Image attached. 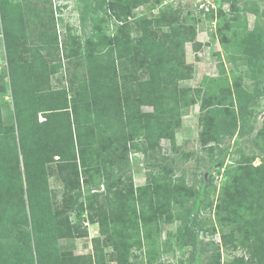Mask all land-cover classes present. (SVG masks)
Segmentation results:
<instances>
[{"label":"rangeland","instance_id":"rangeland-1","mask_svg":"<svg viewBox=\"0 0 264 264\" xmlns=\"http://www.w3.org/2000/svg\"><path fill=\"white\" fill-rule=\"evenodd\" d=\"M5 1L23 46L9 56L0 9V116L18 141L14 82L17 67L19 80L35 81L29 48L61 61L52 86L71 88L86 77L88 54L121 40L129 42L122 97L140 135L96 128L68 159L48 163L53 214L15 232L22 251L0 244V264H38L50 254L92 257L85 264H264V223L252 218L262 209L255 188L264 164L256 137L264 127V0ZM174 69L186 78L174 79ZM46 136L34 145L45 148ZM0 170L23 174L27 193L20 154ZM159 173L165 178L152 184ZM196 203L200 212L189 214Z\"/></svg>","mask_w":264,"mask_h":264},{"label":"trees","instance_id":"trees-1","mask_svg":"<svg viewBox=\"0 0 264 264\" xmlns=\"http://www.w3.org/2000/svg\"><path fill=\"white\" fill-rule=\"evenodd\" d=\"M0 9L4 23L5 44L9 56L14 58L23 46V43L17 38L20 36L16 33V18L5 0H0ZM118 16L120 17V15ZM128 46V41L121 40L115 46L102 47L88 54L86 57L87 75L78 79L77 84H72L71 88L55 89L52 86L51 76L63 68V63L61 61L51 63L48 55L35 46L28 49L32 52L28 66L32 70L35 81H31L30 84L28 80H19L17 75L22 70L17 67L14 91L15 106L19 110L18 121L21 126V136L18 141L15 126H4L0 116V163L1 161L5 162L10 156L21 155L27 193L25 194L24 191L23 174L15 175L7 170L8 173H5L4 177L0 170V244L5 249H14L16 252L22 251L23 248L18 245L15 232L21 227L29 226L31 224L30 218H33L32 222L37 228L39 225L37 224L38 217L46 219L53 214L54 210L52 205H49L47 197L49 187L48 163L53 162L56 157L68 159L70 152L75 151L76 144L79 146L86 144V135L88 140L94 139L93 136H95L96 131L93 129L96 128L99 134L102 131L113 136L120 134L128 140L139 137L140 134L130 130L132 121L130 101L122 97V84L124 85L127 80L125 71L126 58L129 56ZM173 71L172 77L174 79L186 78L178 70L174 69ZM161 76L160 72H154V81L158 83ZM71 92L74 95L70 96ZM35 101L38 106L34 105ZM42 112L47 114L45 115L46 120L39 122L38 115ZM93 121L96 122V126L92 123ZM42 131L47 133L48 143L45 148L34 145L36 140L40 138ZM256 137L263 140V144L259 145V152L264 154V127ZM242 153L245 154V152ZM253 154L252 160L258 156L256 152ZM261 167L262 172L258 180V187L256 186L255 190L258 192V207L262 209L254 212V217H252L258 223L259 220L264 223V164ZM164 178L160 173L155 174L151 178L152 184ZM16 183L18 186L11 190V186L16 185ZM26 195L29 197L31 216L29 215ZM43 208H47V212H41ZM252 208L254 206L248 209ZM83 212L84 209L81 208L77 215L81 217ZM188 212L189 214L192 212L198 214L200 204L196 203L188 209ZM107 216L108 213L105 211L100 214L97 220L102 233L108 231ZM81 224L78 222L76 226L80 228L82 227ZM262 248L264 251V247ZM84 258V256H77L71 259H63L57 254H50L43 255L38 264H80V261L85 264L86 261L92 260L90 256L89 259ZM100 262V264H104V261ZM31 264L35 263L32 261Z\"/></svg>","mask_w":264,"mask_h":264},{"label":"built area","instance_id":"built-area-1","mask_svg":"<svg viewBox=\"0 0 264 264\" xmlns=\"http://www.w3.org/2000/svg\"><path fill=\"white\" fill-rule=\"evenodd\" d=\"M213 4V3H212ZM207 5V3L205 1H202L201 4H200V8L201 9H205V6ZM215 6V5H214Z\"/></svg>","mask_w":264,"mask_h":264}]
</instances>
